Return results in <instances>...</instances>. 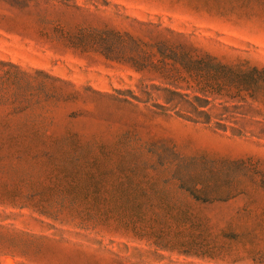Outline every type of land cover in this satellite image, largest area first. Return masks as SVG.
<instances>
[{"label":"rangeland","instance_id":"374dc122","mask_svg":"<svg viewBox=\"0 0 264 264\" xmlns=\"http://www.w3.org/2000/svg\"><path fill=\"white\" fill-rule=\"evenodd\" d=\"M67 4L0 3V264H264L263 103L235 131L195 123L159 81L50 36L152 23L264 67V0Z\"/></svg>","mask_w":264,"mask_h":264},{"label":"trees","instance_id":"16d2710c","mask_svg":"<svg viewBox=\"0 0 264 264\" xmlns=\"http://www.w3.org/2000/svg\"><path fill=\"white\" fill-rule=\"evenodd\" d=\"M48 2L68 7L67 0ZM0 3L9 11L30 6V0H0ZM0 19L8 17L0 14ZM53 22L57 23L50 35L55 40L54 47L81 56L97 54L106 61L127 66L143 78L159 81L163 87L158 90L176 98L175 101L164 98V104L173 105V109L188 105L192 117L186 118L195 123H212L217 129L235 131L228 123L236 124L235 114L243 115L235 110L249 108L251 102L264 105V67L247 62L222 63L184 41L183 35L160 25L138 23L139 33L134 35L107 25L66 29L60 21ZM156 107L167 110L164 105ZM215 109L222 113L215 114Z\"/></svg>","mask_w":264,"mask_h":264}]
</instances>
